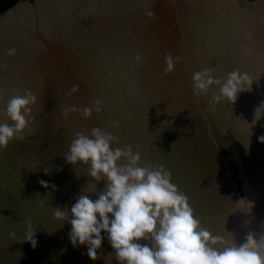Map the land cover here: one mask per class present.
<instances>
[{
    "label": "water",
    "instance_id": "95a60500",
    "mask_svg": "<svg viewBox=\"0 0 264 264\" xmlns=\"http://www.w3.org/2000/svg\"><path fill=\"white\" fill-rule=\"evenodd\" d=\"M165 53L181 58L169 75ZM0 63L7 64L0 109L15 89L37 96L25 139L0 150V264H118L106 259L114 256L106 236L93 261L82 254L85 246H72L71 225L52 215L96 183L63 158L73 133L93 127L119 137L113 148L131 144L142 164L170 169L213 234L230 232L242 243L249 231L264 233V116L252 125L264 102V0H19L0 10ZM204 68L221 80L238 68L252 78V90L210 112V93H192V74ZM96 99L99 114L62 118V107ZM3 122L11 123L0 115ZM26 220L36 229L35 249L19 242Z\"/></svg>",
    "mask_w": 264,
    "mask_h": 264
},
{
    "label": "clouds",
    "instance_id": "9594fccd",
    "mask_svg": "<svg viewBox=\"0 0 264 264\" xmlns=\"http://www.w3.org/2000/svg\"><path fill=\"white\" fill-rule=\"evenodd\" d=\"M146 15L152 17L154 13L148 11ZM252 36L251 31L245 33L246 39ZM7 55H16V49L9 48ZM136 59L140 60L139 54ZM164 59L163 72L169 75L181 58L165 53ZM6 68L7 64L0 63V70ZM252 84L249 74L238 68L223 80L214 77L210 68L192 74V93L198 99L210 93V112L221 102L234 104L239 93L252 90ZM78 90L76 85L66 94L71 96ZM14 91L18 94L0 109V115L11 122L0 123V150H6L14 139L23 141L25 130L35 122L36 94L28 88L22 93L19 89ZM102 103L96 99L87 107H62V118L75 112L88 119L94 111L99 114L103 110ZM262 116L264 102L255 109L252 125ZM119 124L111 121L109 127ZM258 140L264 143V135ZM118 142L119 137L106 128L93 127L87 132L75 131L63 154L66 163L84 166L86 175L96 182L82 187L70 208L53 207V218L71 225L68 235L73 247L85 246L87 252L82 254L95 261L106 236L114 250V256L109 253L106 259L111 257L118 264H264V233L249 231L242 243H237L230 232L226 236L213 234L196 216L187 194L173 182L170 169L162 164H142L141 153L133 151L131 144L112 147ZM48 171L44 168L45 174ZM100 182H104V187L98 191L96 184ZM39 183L49 187L47 181ZM51 187L55 189V185ZM89 192L97 198L93 200ZM38 204L43 207L44 201ZM25 225L24 237L19 242H30L35 249L36 229L30 220ZM9 236L15 240L16 234L10 232ZM141 240L149 243L142 244Z\"/></svg>",
    "mask_w": 264,
    "mask_h": 264
},
{
    "label": "trees",
    "instance_id": "16d2710c",
    "mask_svg": "<svg viewBox=\"0 0 264 264\" xmlns=\"http://www.w3.org/2000/svg\"><path fill=\"white\" fill-rule=\"evenodd\" d=\"M17 1L19 0H0V10L15 4Z\"/></svg>",
    "mask_w": 264,
    "mask_h": 264
}]
</instances>
